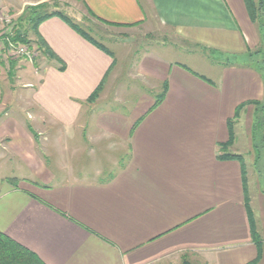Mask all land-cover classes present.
Instances as JSON below:
<instances>
[{
  "label": "crops",
  "instance_id": "obj_1",
  "mask_svg": "<svg viewBox=\"0 0 264 264\" xmlns=\"http://www.w3.org/2000/svg\"><path fill=\"white\" fill-rule=\"evenodd\" d=\"M55 1L64 0L0 5L20 16ZM76 1L105 27L126 31L155 23L193 48L240 63L226 64L213 80L144 55L130 74L142 90L131 96L128 84L113 94L106 87L89 103L110 77L111 52L58 16L43 21L37 34L49 55L41 51L37 58L36 84L0 82V233L43 264H177L189 258L249 264L258 258L255 234L262 242L258 264H264V190L254 175L250 135L253 102L264 99V83L255 67L240 61L258 46L244 1ZM1 56L0 67H8ZM164 86L163 100L152 109ZM104 102L113 107L94 109ZM230 121L234 139L227 153L241 162L218 158ZM38 145L48 153L44 158ZM52 150L57 160L46 158Z\"/></svg>",
  "mask_w": 264,
  "mask_h": 264
},
{
  "label": "rangeland",
  "instance_id": "obj_2",
  "mask_svg": "<svg viewBox=\"0 0 264 264\" xmlns=\"http://www.w3.org/2000/svg\"><path fill=\"white\" fill-rule=\"evenodd\" d=\"M253 2L256 10L259 0H253ZM45 5V13H60L80 30L86 33L92 40L101 44L111 52L114 59L112 71L110 70V77L106 78L104 81L101 92H103L107 87L110 88V94H113L115 91L117 92L118 90H122V87L127 84L133 88V92L130 94L131 96L133 94L135 95L134 91L138 89L142 90V83H140L139 79L135 82L130 76L133 74L132 71L135 69L136 65L140 62L143 56L148 54L158 56L161 59L172 63L187 65L194 69V71L208 76L213 80L218 79L222 68L226 64L230 63L231 66V64L235 65L240 63L236 60L237 57L229 54L226 55L219 51L208 50L196 46L193 48V46H190L180 40L178 36L173 35L171 31L159 28L155 23H152V25H150L147 29L118 31L93 21L92 16L89 14L87 9H85L84 6L76 0H64L60 2L55 1L51 4ZM0 10L11 19L10 24L12 25L14 40L19 33L24 34L26 39L31 41L30 38L34 36V33L31 30L32 24L27 21L30 14L28 13L26 16L24 15L27 10L25 9L20 16H16L13 8L10 7L8 9L0 5ZM10 24L8 26H2L1 31L4 32L11 26ZM253 25L255 26L258 35V46L249 51L243 59H240V61L242 60V65L255 67L256 69L261 70L264 74V4L256 11ZM123 32L125 33L123 34ZM37 40L38 39L34 36L33 41H31L32 45L30 47L26 46L33 54V58L30 59V61L25 57H17L6 52H2L1 60H3V62L5 61L8 67H0V82L8 80L10 81L9 84L11 83L13 85L15 84V81H18V79L24 78L27 81L36 84L35 81L37 77L33 71V67L37 64V58L41 53L35 44L38 43ZM10 65L14 68L9 67ZM15 66L20 68L15 70ZM18 73H20L19 78H17ZM114 74H116L117 79L116 82L114 81L112 83ZM109 81L110 84L108 85ZM117 83H120V86L116 89ZM101 92L99 94H101ZM6 93L10 94L7 89L5 91V94ZM263 102L264 99L260 101V103ZM100 107L102 109L106 107L110 108L113 107V103L111 102L108 104L104 102L100 104L98 108L94 107V109H101ZM253 109H255V107ZM243 123L244 120L241 124ZM243 132L244 131H241L240 136H243ZM38 146L36 153L41 158L42 156L44 158V154L48 153H45L43 147ZM237 152L242 155L243 153L245 154L243 147H238ZM49 153L51 154L50 158L45 156L47 159L57 160L55 155L57 154L56 151L52 150ZM252 153L254 159V175L256 176L257 185L259 186L262 194V190H264V152L259 156L257 161L256 155L253 151ZM177 264L203 263L195 258H189L184 260L182 259Z\"/></svg>",
  "mask_w": 264,
  "mask_h": 264
},
{
  "label": "trees",
  "instance_id": "obj_3",
  "mask_svg": "<svg viewBox=\"0 0 264 264\" xmlns=\"http://www.w3.org/2000/svg\"><path fill=\"white\" fill-rule=\"evenodd\" d=\"M243 1H244L246 10H247L248 16L251 22L254 23L255 13L260 7H262V5L264 4V0H259V2L257 3L256 10L254 8L253 0H243ZM45 6H46L45 4H42L40 6L27 8L26 14L24 15L26 16L28 13L30 14V17L28 18L29 20L27 19V21L28 23L32 24L31 30L33 31L34 35L38 39L37 40L38 43H35L36 46L44 54L49 55L48 49L46 48L45 43L40 39V37L37 34V28L43 21L51 17L58 16L77 32L81 33L82 31L76 25L71 23L66 17L61 15L60 13H57V12L45 13L44 11ZM82 35L84 36V38L91 41L95 46L107 52V50L101 44L92 40L90 37H88L86 33L82 32ZM14 41L21 43L27 47H30L32 45V42L27 40L24 34L18 33ZM256 71L258 72V74L260 75L264 83V74L259 69H256ZM106 77H107V74L104 77L103 81L100 83V85L96 88V90L89 97L88 99L89 103L94 102L98 98ZM164 94H165V86H164L161 96L157 98L152 109L157 107L161 103V101L164 98ZM245 106L246 104H241L240 106L236 108L234 120H237L239 113ZM253 106L255 107V109L253 111L254 115H253L250 135H251L252 151L256 155L257 157L256 161H257L259 159V156L264 152V102L263 103L253 102ZM228 131H229V141L226 145L219 146V152L221 153L218 156V158L220 160L236 159L241 162L242 161L241 156L230 155L227 153V148L232 144L233 139H234L233 122L231 121L228 122ZM13 183H14V180H9V184L13 185ZM253 239L258 249V258L249 264H258L260 261V256H261V253L259 252H261L262 250V242L260 238L256 236L255 234L253 235ZM0 264H43V263L38 259V257L35 254H33L29 250L23 248L22 246L18 245L17 243H15L14 241L10 240L5 235L0 233Z\"/></svg>",
  "mask_w": 264,
  "mask_h": 264
},
{
  "label": "built area",
  "instance_id": "obj_4",
  "mask_svg": "<svg viewBox=\"0 0 264 264\" xmlns=\"http://www.w3.org/2000/svg\"><path fill=\"white\" fill-rule=\"evenodd\" d=\"M11 19L0 10V51L6 52L13 56L25 57L30 61L33 58V54L30 50L23 44L15 42L14 36L12 33ZM4 32L1 31L2 26H8Z\"/></svg>",
  "mask_w": 264,
  "mask_h": 264
}]
</instances>
